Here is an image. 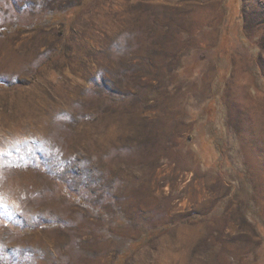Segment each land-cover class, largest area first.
Listing matches in <instances>:
<instances>
[{
    "label": "rangeland",
    "instance_id": "374dc122",
    "mask_svg": "<svg viewBox=\"0 0 264 264\" xmlns=\"http://www.w3.org/2000/svg\"><path fill=\"white\" fill-rule=\"evenodd\" d=\"M0 264H264V0H0Z\"/></svg>",
    "mask_w": 264,
    "mask_h": 264
},
{
    "label": "bare ground",
    "instance_id": "6f19581e",
    "mask_svg": "<svg viewBox=\"0 0 264 264\" xmlns=\"http://www.w3.org/2000/svg\"><path fill=\"white\" fill-rule=\"evenodd\" d=\"M194 27H195V25H194ZM196 29V28H195ZM193 30V29H192ZM201 34V33H200ZM202 36V35H201ZM204 37V36H203ZM206 37V36H205ZM181 46H182V44H181ZM210 74V73H209ZM208 74V75H209ZM207 75V76H208ZM211 78V77H210ZM206 79V78H205ZM207 80V79H206ZM206 82V81H205ZM209 82V81H208ZM234 84V83H233ZM206 87H207V84L206 83H203V85H201V88H200V90H199V92H198V94H199V96L198 97H200V94L201 95H203L204 94V92H205V89H206ZM206 94V93H205ZM234 94V93H233ZM206 96V95H205ZM204 97V96H203ZM202 97V98H203ZM234 99V98H233ZM231 100V99H230ZM230 102H232V101H230ZM253 159V158H252ZM251 162V161H250ZM189 179V178H188ZM218 186V185H217ZM202 196V195H201ZM198 197V196H197Z\"/></svg>",
    "mask_w": 264,
    "mask_h": 264
}]
</instances>
